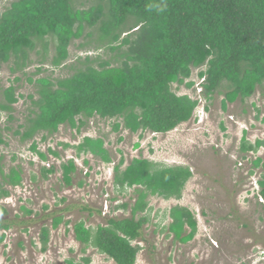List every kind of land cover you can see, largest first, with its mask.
<instances>
[{"label": "trees", "instance_id": "16d2710c", "mask_svg": "<svg viewBox=\"0 0 264 264\" xmlns=\"http://www.w3.org/2000/svg\"><path fill=\"white\" fill-rule=\"evenodd\" d=\"M93 1L95 5L84 10L76 6V0H14L4 13L0 12V67L12 64L13 76L28 75L31 54L40 45L44 59L41 64L51 62L55 70L61 69L70 60L71 46L85 38L86 30L98 27V42L112 52H122L118 59H123L117 67L111 62L95 67L91 65L93 60L87 58L90 65L86 69L59 80L35 81L34 77L44 72L38 69L28 79L36 88L35 96H29L30 114L15 132L11 124L16 121L15 106L24 99L18 95L22 79L9 81L8 88L0 83V121L3 115L8 116L7 126L0 127V148L9 146L5 135L13 132L23 145L31 144L32 154L47 162L48 156L39 151L38 139L48 142L62 127L82 134L92 120L115 121L113 129L118 134L168 135L193 119L201 101L208 103L223 95V110L227 111L229 105L238 101L246 103L259 89L264 95V0ZM51 46L54 56L48 61ZM196 71L198 80L203 81L201 98L179 94L177 91L183 86L196 92L192 81ZM63 147L76 151V159L92 156L106 166L114 163L104 138L86 137L79 145ZM263 147L264 141L251 145L244 138L243 159ZM49 154L61 159L54 150H49ZM3 162L4 157L0 156L1 244L14 226L1 202L10 199L12 191L24 183L23 169L12 168L7 174ZM262 164V159H258L250 175ZM124 165L122 159L114 167V187L121 193L137 189L135 204L120 207L131 209V217L109 219L106 226L100 225L96 230L80 222L74 233L79 244L94 248L115 264H137L142 248L134 243L143 239V231L150 223L146 215L149 199L181 201L193 174L190 168L164 166L143 158L134 159L123 170ZM61 170L65 186L73 187L78 173L75 160ZM55 173L54 168L42 170L44 179ZM259 184L264 200V175ZM79 186L83 187L84 182ZM22 211L26 216L34 214L25 207ZM50 217L53 229L64 224L63 216L54 213ZM170 219L168 232L175 242L187 245L195 240L199 226L188 208H173ZM50 238L51 230L43 228V252H47ZM20 247L24 248L23 244ZM85 263L91 264V260Z\"/></svg>", "mask_w": 264, "mask_h": 264}, {"label": "rangeland", "instance_id": "374dc122", "mask_svg": "<svg viewBox=\"0 0 264 264\" xmlns=\"http://www.w3.org/2000/svg\"><path fill=\"white\" fill-rule=\"evenodd\" d=\"M13 1L1 0L0 12L4 13ZM94 5L93 0H76L80 9L88 10ZM98 28L86 30L85 38L71 46L70 60L61 69L55 70L51 62L41 64L44 60L41 45L31 54L26 77L23 74L13 76L12 64L0 67V83L7 88L9 81L22 79L18 95L24 99L15 106L13 116L16 121L11 124L14 132L30 114L29 96H35L36 88L28 79L38 69L42 68L44 72L34 77L35 81L41 78L59 80L86 69L90 65L87 58L93 60L91 65L95 67L101 62H111L115 67L123 63V59H118L122 52H112L98 42ZM53 56L51 46L48 61ZM192 81H197V71ZM174 89L177 90V86ZM177 92L194 98L197 95L186 86ZM223 101L224 96L217 95L207 103L210 111L203 122L191 121L168 135L118 134L113 129L115 121L92 120L82 134L62 127L48 142L38 139L39 151L48 156L47 162L31 153V144L23 145L13 132L7 133L5 139L9 146L0 148L4 169L9 174L12 168L21 167L24 183L12 191L10 199L1 202L9 211L8 218L14 226L6 233V241L0 243V264H68L69 261L86 264L85 260H91V264H115L94 248L79 244L74 227L84 222L87 228L96 230L100 225L106 226L109 219L131 217V209L121 210L120 207L135 204L137 189L123 193L115 189L114 167L124 159V170L139 158L164 166L190 168L193 178L181 201H165L159 197L149 199L146 215L150 223L143 231V239L134 243L142 248L137 264H264V201L253 187L254 179L264 175L263 167L256 170L255 176L250 175L257 159H262L264 164V148L255 156L246 155V159L241 153L244 138L251 145L264 141V95L259 89L246 103L238 101L229 105L227 111L223 110ZM7 121L8 116L3 115L0 127L7 126ZM86 137L104 138L114 163L106 166L92 156L77 158L78 173L74 177V186L67 188L61 167L76 158V151L65 150L63 145H79ZM120 138H123L122 143ZM49 150L58 152L61 159L51 156ZM44 168H54L56 173L44 179ZM34 178L37 180L33 181ZM81 182H84L83 187L79 186ZM178 206L188 208L199 226L195 240L187 245L175 242L168 232L172 224L170 212ZM22 207L33 211V216H26ZM85 208L93 211H85ZM54 213L65 218L59 229L52 228L53 217L50 215ZM43 228L51 230L47 252L42 251L40 241Z\"/></svg>", "mask_w": 264, "mask_h": 264}, {"label": "clouds", "instance_id": "9594fccd", "mask_svg": "<svg viewBox=\"0 0 264 264\" xmlns=\"http://www.w3.org/2000/svg\"><path fill=\"white\" fill-rule=\"evenodd\" d=\"M195 83H196V87H195V90H196V92H197V95H196V97L195 98H201V96H202V87H201V84L203 83V81H199L198 80V77H197V81H194ZM194 98V97H193ZM201 101V100H200ZM207 103L206 102H204V101H201V104L199 105V107L197 108V110H196V112H195V114H194V117H193V119L191 120V121H193V122H198V123H201V122H203L204 121V117H206V115H207ZM190 121V122H191ZM189 122V123H190ZM186 124H188V123H186ZM185 125V124H184ZM177 130V129H176ZM155 136H158V135H155ZM258 142V141H257ZM256 142V143H257ZM255 145V144H254ZM264 148V147H263ZM262 149V148H261ZM260 151V150H259ZM258 151V152H259ZM249 154H251L252 156H255V154L254 153H249ZM248 154V155H249ZM74 160H77L76 158H73ZM258 160V159H257ZM256 160V161H257ZM241 165V164H240ZM263 165L264 164H262V167H263ZM254 169V168H253ZM252 169V170H253ZM264 169V168H263ZM252 170H251V172H252ZM256 170H258V169H256ZM256 170L254 171L255 172V174L254 175H252V176H255L256 175ZM115 172V171H114ZM250 172V173H251ZM261 179V178H260ZM260 179L259 178H256V179H254V182H253V187H254V190L256 191V193H257V196L261 199V201H264L263 200V198L261 197V187H260V184H259V181H260ZM41 241V240H40Z\"/></svg>", "mask_w": 264, "mask_h": 264}]
</instances>
